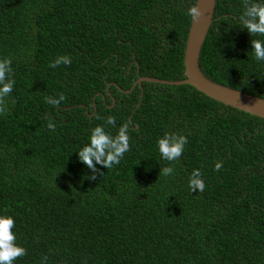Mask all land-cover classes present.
<instances>
[{
    "label": "trees",
    "instance_id": "1",
    "mask_svg": "<svg viewBox=\"0 0 264 264\" xmlns=\"http://www.w3.org/2000/svg\"><path fill=\"white\" fill-rule=\"evenodd\" d=\"M193 5L0 0V60L11 59L16 81L0 115V216L14 218L27 250L14 264H42L44 256L47 264H264V120L190 84L121 90L140 77H186ZM243 11V0H216L199 66L264 99V62L251 47L264 36L248 34L238 22ZM64 55L70 66L50 67ZM61 92L58 108L45 102ZM108 116L116 118L105 125L112 135L129 122L130 151L90 181L76 152ZM166 133L188 139L171 164L157 147ZM164 166L174 174L159 177ZM194 169L203 193L188 187Z\"/></svg>",
    "mask_w": 264,
    "mask_h": 264
},
{
    "label": "clouds",
    "instance_id": "2",
    "mask_svg": "<svg viewBox=\"0 0 264 264\" xmlns=\"http://www.w3.org/2000/svg\"><path fill=\"white\" fill-rule=\"evenodd\" d=\"M244 11L238 17V22L248 32L250 36H264V3L254 2V0H243ZM187 15L193 20L201 19L204 12L199 4H195L188 8ZM252 53L257 61L264 62V41L260 39L251 40ZM71 57L64 55L58 56L50 63L51 68H58L61 65L70 66ZM11 59L0 60V115L7 112L6 98L11 95L14 90L16 81L12 76ZM66 101L64 93L57 96L45 97V102L53 107L58 108ZM100 119L99 116L94 117ZM44 119L48 121L47 128L55 132L56 125L52 118L45 115ZM105 125L116 126V118L108 116L104 125H97L91 130L89 142L86 143L77 153V158L87 169L91 175L87 177L90 181H95L97 176H102L101 168L111 169L119 165L125 154L130 151L129 122L122 124L115 135L105 130ZM188 139L184 135L165 134L158 139L157 147L161 158L164 161L178 162L183 155ZM100 166V168L97 167ZM222 169V162L215 164V170ZM175 172L174 167L164 166L161 168L159 177H169ZM188 187L192 193H203L206 184L202 179V173L198 169H194L189 177ZM15 228V220L11 216H0V264H14V262L25 255L27 250L17 244V236L13 229ZM48 257L42 258V264H47Z\"/></svg>",
    "mask_w": 264,
    "mask_h": 264
},
{
    "label": "water",
    "instance_id": "3",
    "mask_svg": "<svg viewBox=\"0 0 264 264\" xmlns=\"http://www.w3.org/2000/svg\"><path fill=\"white\" fill-rule=\"evenodd\" d=\"M215 2L216 0H195V4H199L204 15L197 21L191 19L186 39V50L184 51L183 56L185 78L176 81H167L149 77H140L133 83L130 89L121 90L129 92L133 87L140 85L142 82L168 85L190 84L214 100L264 120V99L234 90L231 87L211 80L203 73L199 66V55L206 34L212 23Z\"/></svg>",
    "mask_w": 264,
    "mask_h": 264
}]
</instances>
